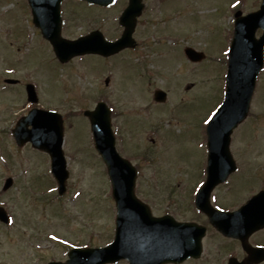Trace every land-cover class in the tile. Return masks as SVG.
<instances>
[{"label": "rangeland", "instance_id": "1", "mask_svg": "<svg viewBox=\"0 0 264 264\" xmlns=\"http://www.w3.org/2000/svg\"><path fill=\"white\" fill-rule=\"evenodd\" d=\"M232 1L143 0L134 35L136 51L110 60L87 55L60 64L33 27L26 1L0 0V110L14 106L26 114L35 105L27 102L25 86L34 83L37 106L55 108L64 118L62 149L69 172L66 191L58 196L48 155L29 145L17 147L6 135L8 124L0 121L4 128L0 155L16 179L3 203L17 218L12 232L17 244L0 236V261L44 264L66 259L69 249L49 239L52 233L71 242L69 246L103 247L113 240L110 184L83 117L100 100L113 111L117 150L137 168V197L155 214L190 204L192 183L202 174L206 154L205 128L223 96L233 13L240 10L245 15L260 0H241L229 9ZM126 5L127 0H118L114 7L96 12L95 7L66 2L62 36L74 39L98 26L107 38L116 39L121 34L117 17ZM97 16L103 21L96 26ZM186 46L205 59L188 61L183 54ZM5 78L19 84L6 87ZM156 88L167 92V102L160 106L152 102ZM256 90L249 119L234 133L232 152L243 177L230 181L231 187L236 184L231 205L241 203L248 189L256 191L252 184H257V165L264 164V73ZM2 165L0 161V179Z\"/></svg>", "mask_w": 264, "mask_h": 264}, {"label": "water", "instance_id": "2", "mask_svg": "<svg viewBox=\"0 0 264 264\" xmlns=\"http://www.w3.org/2000/svg\"><path fill=\"white\" fill-rule=\"evenodd\" d=\"M87 1L105 6L113 0ZM141 1L129 0L127 8L119 18L124 31L120 39L114 43L105 42L96 32L74 42L61 40L58 15L61 0H29V3L35 25L53 44L58 59L65 62L76 55L97 53L108 56L132 47L136 18L142 10ZM239 16L240 13L237 12L224 101L207 127L209 165L213 159L212 155L218 154L223 158L221 163L224 166L218 177L214 176L215 169L209 171L208 181L201 193L205 189L208 193L214 184L222 181L233 171V163L228 152L229 135L247 115L255 78L262 66L264 35L258 41L254 37V32L258 27L264 29V2L259 12L246 17ZM185 53L193 61H200L203 58L201 53L189 48L185 49ZM27 91L29 100L36 101L33 88L28 86ZM85 115L90 120L95 147L107 166L112 184L117 208L116 237L115 241L106 248L72 250L69 253V260L63 264H105L120 259H127L131 264H163L167 261L177 262L188 256H197L203 231L196 232L198 228L195 225L179 224L170 218H152L147 207L135 198L133 193L135 171L115 151L107 107L100 103L94 111L85 112ZM13 134L19 145L30 142L34 148L50 155L52 173L62 192L67 173L61 151L60 117L53 112L32 110L27 117L18 122ZM263 201L264 195L254 197L240 211L226 216L231 217L226 220L227 226L214 224L228 235L241 237L242 234L233 227L236 223H240V230L249 234L264 226V217L257 216L260 203ZM200 208L211 217L212 212L207 205H202Z\"/></svg>", "mask_w": 264, "mask_h": 264}, {"label": "flooded vegetation", "instance_id": "3", "mask_svg": "<svg viewBox=\"0 0 264 264\" xmlns=\"http://www.w3.org/2000/svg\"><path fill=\"white\" fill-rule=\"evenodd\" d=\"M261 4V0L259 1L258 8ZM7 108V110H5ZM0 110V121L4 124H8V132H6L7 136L12 138V129L17 123V121L23 117V112L18 113L14 110L12 106H5ZM17 110V109H16ZM4 128L0 126V138L3 135L2 131ZM236 161V160H235ZM264 162V160L262 161ZM3 168L1 172L3 173L0 179V201H4V198L9 194V192L15 186V176L13 175V171H10L7 168L5 163H2ZM237 170L231 174L224 183L217 185L209 195V205L210 207L218 212H234L238 210L241 206H243L249 198L253 195H262L264 193V164L257 165L256 176L257 184H252L256 191L254 193L249 192V189L243 194L242 202H237L236 205H231V195L230 192L236 184L231 187L232 180L236 179L235 182H239L243 176H241V167L236 161ZM202 166L204 168V175L199 178H195V181L192 183L191 190L194 189L195 185H201L206 178L205 175V167L206 164L202 162ZM218 166L223 167V163H219ZM247 170V168L243 169ZM11 180V186L7 189H4V185L6 181ZM199 185V186H200ZM195 191V189H194ZM197 191V189H196ZM195 191V193H196ZM251 191V190H250ZM194 193V195H195ZM250 194V195H248ZM195 196H193L194 200ZM187 205L186 207L179 206L178 209L173 210L171 213H162L160 215L170 214L177 221L181 222H192L196 223L200 226L206 228V235L202 240V252L201 256L194 259L189 258L183 261L180 264H264V226L258 229L255 233L249 236H242L240 238H233L223 235L221 232L215 228L213 223H218L220 225L226 224V216L223 214L215 213L211 211V218H209L205 213L197 210L194 206V201ZM224 203H226V207L223 208ZM1 206V205H0ZM2 208V207H1ZM180 208V209H179ZM185 213H189L190 215L186 217ZM264 214V201L260 203L259 209L257 211V216L263 218ZM14 222V223H13ZM248 223L247 220H245ZM238 227L241 226L240 223L236 224ZM14 226H17V218H3L0 219V236L8 237V241L10 243H16L17 240L14 239V234L12 233L15 229ZM19 238V237H18ZM21 240V239H20ZM23 247V244L21 245ZM18 246L13 247L14 249ZM257 250L256 252L253 251ZM255 252L257 258L252 260L250 258L251 254ZM0 264H15L9 262V260H1ZM31 264V263H27Z\"/></svg>", "mask_w": 264, "mask_h": 264}]
</instances>
